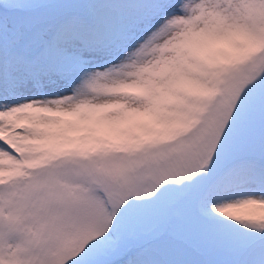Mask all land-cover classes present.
Returning a JSON list of instances; mask_svg holds the SVG:
<instances>
[{"label": "snow or ice", "instance_id": "obj_1", "mask_svg": "<svg viewBox=\"0 0 264 264\" xmlns=\"http://www.w3.org/2000/svg\"><path fill=\"white\" fill-rule=\"evenodd\" d=\"M0 264H264V0H0Z\"/></svg>", "mask_w": 264, "mask_h": 264}]
</instances>
